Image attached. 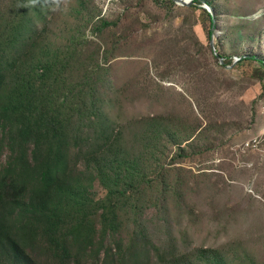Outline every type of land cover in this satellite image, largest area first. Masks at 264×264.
Returning <instances> with one entry per match:
<instances>
[{"label":"rangeland","instance_id":"rangeland-1","mask_svg":"<svg viewBox=\"0 0 264 264\" xmlns=\"http://www.w3.org/2000/svg\"><path fill=\"white\" fill-rule=\"evenodd\" d=\"M212 1L216 51L203 2L0 0V111L58 113L64 166L55 227L0 179V264H264V0Z\"/></svg>","mask_w":264,"mask_h":264},{"label":"trees","instance_id":"trees-1","mask_svg":"<svg viewBox=\"0 0 264 264\" xmlns=\"http://www.w3.org/2000/svg\"><path fill=\"white\" fill-rule=\"evenodd\" d=\"M175 2L174 0H170ZM208 3L217 6L212 0ZM195 3H202L195 0ZM202 27L209 40L214 33L213 17L207 8H202ZM225 62L231 64L234 60L226 57ZM259 61L260 66H255L252 75L260 80L264 79V63L262 58L255 55L241 56L238 61ZM229 61V63L227 62ZM237 61V62H238ZM264 88V83H262ZM58 113H50L43 108L42 112L33 109L29 95H18L16 102L8 109L0 111V179L11 183L10 188L17 192L14 203L21 210V216L30 220H44L47 225L55 227L58 215L53 210L52 201L49 196L52 191L57 190L63 173V164L54 152L51 140L44 144L42 137L48 131H57L60 118ZM6 146L10 153L6 165H1V152ZM6 192L0 185V241L8 242L10 248L20 252L18 241L10 234L8 217L4 216L2 203ZM109 216L105 215V224L113 223ZM107 232V229H105Z\"/></svg>","mask_w":264,"mask_h":264},{"label":"water","instance_id":"water-1","mask_svg":"<svg viewBox=\"0 0 264 264\" xmlns=\"http://www.w3.org/2000/svg\"><path fill=\"white\" fill-rule=\"evenodd\" d=\"M175 1L181 5H184V6H191L193 3H195V0H175ZM201 1L203 2V7L207 8L211 12V15L213 17V21L215 24L217 21L216 20L215 7L210 5L207 0H201ZM210 45L216 51L213 37L210 40ZM215 54H216L217 58L219 59L220 63L223 64V61L225 58L222 55L218 54L217 52ZM263 63H264V61H263ZM234 64H235V62L231 66H228V67H232Z\"/></svg>","mask_w":264,"mask_h":264},{"label":"built area","instance_id":"built-area-1","mask_svg":"<svg viewBox=\"0 0 264 264\" xmlns=\"http://www.w3.org/2000/svg\"><path fill=\"white\" fill-rule=\"evenodd\" d=\"M236 61V60H235Z\"/></svg>","mask_w":264,"mask_h":264}]
</instances>
